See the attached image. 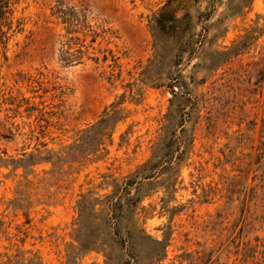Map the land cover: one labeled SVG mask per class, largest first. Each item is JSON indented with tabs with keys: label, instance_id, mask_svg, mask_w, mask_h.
I'll return each instance as SVG.
<instances>
[{
	"label": "rangeland",
	"instance_id": "1",
	"mask_svg": "<svg viewBox=\"0 0 264 264\" xmlns=\"http://www.w3.org/2000/svg\"><path fill=\"white\" fill-rule=\"evenodd\" d=\"M0 5V264H264V0Z\"/></svg>",
	"mask_w": 264,
	"mask_h": 264
},
{
	"label": "trees",
	"instance_id": "2",
	"mask_svg": "<svg viewBox=\"0 0 264 264\" xmlns=\"http://www.w3.org/2000/svg\"><path fill=\"white\" fill-rule=\"evenodd\" d=\"M2 16H3V6L0 5V19L2 18ZM103 121H104V120H103ZM96 125H97V124H96ZM96 125H94L93 127H95ZM35 156H36V154H34L33 152H31V153H29V154H25V155H24V159L32 160V159L35 158ZM0 158H2V157L0 156ZM2 160H3V159H2ZM22 160H23V159H22ZM20 166L23 167V168H26V166L23 165L22 163L20 164ZM32 166H33V164H32ZM114 207L116 208L115 205H114ZM114 210H116V209H114Z\"/></svg>",
	"mask_w": 264,
	"mask_h": 264
}]
</instances>
